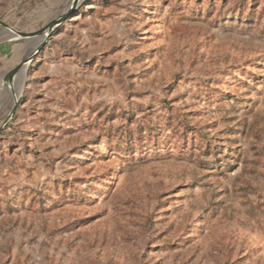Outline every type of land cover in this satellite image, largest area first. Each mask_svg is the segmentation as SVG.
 <instances>
[{"label":"rangeland","instance_id":"374dc122","mask_svg":"<svg viewBox=\"0 0 264 264\" xmlns=\"http://www.w3.org/2000/svg\"><path fill=\"white\" fill-rule=\"evenodd\" d=\"M71 3L0 0V264H264V0H85L8 77Z\"/></svg>","mask_w":264,"mask_h":264},{"label":"water","instance_id":"95a60500","mask_svg":"<svg viewBox=\"0 0 264 264\" xmlns=\"http://www.w3.org/2000/svg\"><path fill=\"white\" fill-rule=\"evenodd\" d=\"M84 2H85V0H78V2L75 5H73L69 10L60 14L58 16V18L49 21L45 27H43L42 29H40L37 32H34V33H20L19 32L16 34H12L11 36L8 37V39H5L7 41H9V40L12 41V40H17L18 38L29 39V38H35L37 36H40V37L45 36V38H43L42 41L38 45L35 46V48L33 50L34 53L30 56V58L28 60L25 59V60L21 61L14 69H12L7 74L8 77H11L14 73L18 72L22 66H27V64H29L30 61L36 57L39 50H41V48L44 47V45L47 42V39L49 38V36L51 34V32L54 31L60 24H62L77 9H79V7H81V5H83ZM44 32H46V33H44ZM14 108H15V105H13L10 113H13Z\"/></svg>","mask_w":264,"mask_h":264},{"label":"bare ground","instance_id":"6f19581e","mask_svg":"<svg viewBox=\"0 0 264 264\" xmlns=\"http://www.w3.org/2000/svg\"><path fill=\"white\" fill-rule=\"evenodd\" d=\"M70 2H71V0H70ZM78 2V0H72V3H71V5L69 4V6H67L63 11H61L54 19H56V18H58V16L60 15V14H62L63 12H65V11H67V10H69L73 5H75L76 3ZM10 32V31H9ZM47 32V31H46ZM12 33V32H11ZM45 33V32H44ZM44 37V36H43ZM42 37L39 39V40H37L38 41V43L37 44H39L41 41H42ZM36 44V45H37ZM35 45V46H36ZM27 70V66H22L21 67V69L19 70V75H18V77H25V71ZM13 81V80H12ZM21 87V84L19 85V88ZM12 90V89H11ZM18 92V91H17ZM12 93V92H11ZM12 95V94H11ZM17 95V94H16ZM13 97V96H12ZM13 100V99H12Z\"/></svg>","mask_w":264,"mask_h":264}]
</instances>
